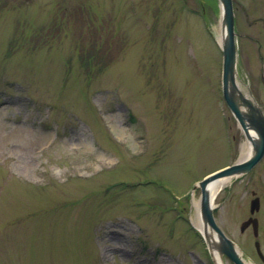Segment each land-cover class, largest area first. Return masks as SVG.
I'll list each match as a JSON object with an SVG mask.
<instances>
[{
    "label": "rangeland",
    "instance_id": "1",
    "mask_svg": "<svg viewBox=\"0 0 264 264\" xmlns=\"http://www.w3.org/2000/svg\"><path fill=\"white\" fill-rule=\"evenodd\" d=\"M190 1L0 0V264H214L193 188L247 139L223 98L219 1L206 19ZM249 44L239 84L264 110ZM253 192L258 238L240 229ZM214 205L264 264V159Z\"/></svg>",
    "mask_w": 264,
    "mask_h": 264
},
{
    "label": "water",
    "instance_id": "2",
    "mask_svg": "<svg viewBox=\"0 0 264 264\" xmlns=\"http://www.w3.org/2000/svg\"><path fill=\"white\" fill-rule=\"evenodd\" d=\"M221 8V40L223 51L222 92L224 100L237 120L245 138L252 146L251 155L247 159H240L233 165L226 167L199 182L194 190H201L200 214L204 224L201 232L215 264V253L223 261L228 257L234 264H246L239 246L230 239L217 225L214 217V200L210 192V184L227 177H240L248 174L264 157V114L253 98L250 86L246 85L247 92H243L239 85L238 49L235 32V14L233 0H219ZM260 210V199L251 201L250 213L254 215ZM252 227L254 236L259 235V222L257 218L250 217L243 222L240 229L244 233ZM255 247L259 257L264 261L260 243Z\"/></svg>",
    "mask_w": 264,
    "mask_h": 264
},
{
    "label": "flooded vegetation",
    "instance_id": "3",
    "mask_svg": "<svg viewBox=\"0 0 264 264\" xmlns=\"http://www.w3.org/2000/svg\"><path fill=\"white\" fill-rule=\"evenodd\" d=\"M196 3V6H200L203 13L209 17V13L212 10L211 4H210V0H194ZM194 1H190L191 4L194 3ZM234 1V12H235V28H236V32H237V46H238V56H239V60H238V70L239 72L241 71V69L243 68V66L245 64H250L247 62L243 61V58H247L249 55L246 52V48L245 46L250 45L249 43H253L258 46L257 50V59H258V63H261V65H263V68L261 70V74H260V81L261 83H263L264 85V54L261 53L262 48H264V39L262 35H259L261 38H253L251 37L247 32L249 30V24L248 23V19L250 20L252 17H257L256 22L259 21L260 24V28L264 29V3H261L260 0H252L249 4L248 2L250 1H240V0H233ZM264 2V0H262ZM242 2V3H246V5H241V9L238 6V4ZM263 4V5H262ZM194 6V5H193ZM214 9V8H213ZM239 12H241L243 14V16H239ZM254 56H249V59L251 60L250 62H252V64H254L255 59L253 58ZM243 70V69H242Z\"/></svg>",
    "mask_w": 264,
    "mask_h": 264
},
{
    "label": "bare ground",
    "instance_id": "4",
    "mask_svg": "<svg viewBox=\"0 0 264 264\" xmlns=\"http://www.w3.org/2000/svg\"><path fill=\"white\" fill-rule=\"evenodd\" d=\"M19 131H21V133L24 134V132H22V131H26V130L24 128H20ZM18 138H19V136H18ZM251 152H252V146H251L250 141L247 140V142H245V144L242 146V155H241L242 157L241 158L243 160L247 159L251 155ZM232 180H233V178H231V177L230 178L229 177L219 178L210 184V192H211L212 199L214 200V202H215L217 196L219 195V193L227 186V184L231 183ZM193 206H194L195 211H196V220L194 221V225L201 232H203L204 231V224H203V220H202V217L200 214V203L198 201H194ZM215 259L217 261V264H224L223 261L220 260L217 253H215ZM247 264H251V263L247 262Z\"/></svg>",
    "mask_w": 264,
    "mask_h": 264
}]
</instances>
